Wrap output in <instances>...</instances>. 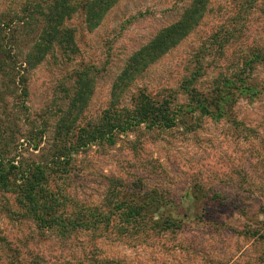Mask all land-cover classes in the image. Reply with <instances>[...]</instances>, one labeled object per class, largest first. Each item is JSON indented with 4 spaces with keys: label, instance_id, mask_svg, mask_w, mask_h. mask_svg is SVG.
Masks as SVG:
<instances>
[{
    "label": "rangeland",
    "instance_id": "obj_1",
    "mask_svg": "<svg viewBox=\"0 0 264 264\" xmlns=\"http://www.w3.org/2000/svg\"><path fill=\"white\" fill-rule=\"evenodd\" d=\"M33 1L0 0V10L19 11ZM240 1L211 0L200 24L121 93L122 103H129L140 88L171 95L176 101L184 99L177 84L192 64L193 52L200 40L231 18L234 4ZM189 2L119 0L93 29L86 27L80 14L65 22L73 30L75 52L67 56L55 47L29 75L31 119L39 123V115L48 116L41 144L44 151L56 119L53 112L65 101L67 91L62 85L69 87L71 72L91 70L93 93L84 115H98L109 103L112 83L126 58L161 27L175 21ZM248 25L249 40L264 41V1L252 12ZM217 55L209 52L206 56L207 75L202 84H207L219 67H226ZM258 71L264 76V69ZM236 110L251 130L198 116V126L190 131L181 124L164 130H139L123 135L113 146L93 147L77 155L72 185L80 199L98 202L109 177H120L129 184L139 180L146 190H155L179 204L177 210L186 212L189 219L179 232L154 239L162 246L104 240L100 243L102 253L147 264H264V94L254 101L240 99ZM19 148L25 158H42L41 151L24 142ZM18 210L12 195L0 191V264H34L36 260L51 264L77 259L90 248L86 235L59 240L36 229ZM196 211L218 222L205 223L194 217Z\"/></svg>",
    "mask_w": 264,
    "mask_h": 264
},
{
    "label": "trees",
    "instance_id": "obj_2",
    "mask_svg": "<svg viewBox=\"0 0 264 264\" xmlns=\"http://www.w3.org/2000/svg\"><path fill=\"white\" fill-rule=\"evenodd\" d=\"M118 1L34 0L19 11L0 10V191L12 195L18 212L39 231L50 232L59 240L84 234L91 242L81 257L51 264H147L104 254L100 243L111 240L129 246H162L154 241L156 237L179 232L189 220L186 212L177 210L179 204L155 190H146L139 180L129 184L120 177H109L98 202L80 199L72 185L78 154L93 147L113 146L123 135L139 130H164L181 124L190 131L198 126V116L225 120L236 129L241 126L249 131L236 105L240 99L254 101L264 94V76L258 74L264 69V41L249 40L248 32L252 12L264 0H241L234 4L231 18L200 40L193 52L192 64L177 84L184 99L176 101L171 95L140 88L129 103H122L121 93L206 15L211 0H190L175 21L161 27L126 58L112 83L109 103L98 115H84L93 93L91 70L71 72L69 87L62 85L67 91L65 101L53 112L56 119L44 151L41 144L48 116L39 115V123L31 119L27 104L30 72L55 47L67 56L75 52L74 33L65 25L67 20L80 14L86 27L93 29ZM209 52L217 53L227 65L202 84ZM24 123L28 127L22 128ZM23 142L41 151L42 158H25L19 148ZM261 147L264 149V142ZM194 217L210 224L217 221L199 211ZM39 262L34 264H44Z\"/></svg>",
    "mask_w": 264,
    "mask_h": 264
}]
</instances>
